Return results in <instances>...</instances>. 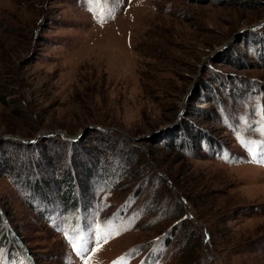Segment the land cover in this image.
Wrapping results in <instances>:
<instances>
[{"label": "rangeland", "instance_id": "1", "mask_svg": "<svg viewBox=\"0 0 264 264\" xmlns=\"http://www.w3.org/2000/svg\"><path fill=\"white\" fill-rule=\"evenodd\" d=\"M56 132L0 264H264V0H0V140Z\"/></svg>", "mask_w": 264, "mask_h": 264}, {"label": "trees", "instance_id": "2", "mask_svg": "<svg viewBox=\"0 0 264 264\" xmlns=\"http://www.w3.org/2000/svg\"><path fill=\"white\" fill-rule=\"evenodd\" d=\"M182 127H183L182 128L183 130L186 129L183 125H182ZM185 131H187L186 135L188 137L189 143L190 142L192 143L194 141V138L191 135L192 134L194 135V133L189 134V132H190L189 129H186ZM105 136L109 137L108 135H105ZM110 137H112V136H110ZM42 140H44L43 141V144H44L45 141H48V142L50 141V143L55 142L56 144H59V145L61 143H63L64 145H66V144L68 145V143L66 141H63V139L61 137L60 138H58V137L57 138H49V139H44L43 138ZM196 140L198 141V144L197 143L196 144L199 146V143H201V141L199 139H196ZM12 141H14V140L0 141V145H7V146H11V147L15 146V148H14L15 151H13V153H12V158L11 157L6 158V165L0 166V178H2V177H8V178H10L13 181L14 185H17V186H19L22 183L24 184V182H20L19 183L20 180L18 181V179L20 178V176L22 174H24L26 172H28L29 174H32V175H34L35 172L42 173L43 170L41 168L43 166L44 167H52V168H55V166H57V165L59 166L60 163L62 164V162H64V160L66 161L67 159H69L68 156H71V155H69V153L67 151L64 152L65 154H63L62 156H59V157H58L57 153H56L55 156H51L50 154L47 155V154H45L43 152V154L41 155L40 158L43 161H45L46 163H40V162L38 163V161H35L34 160L33 154H34L35 151H37L38 146L41 144L39 141L36 142L35 144H26V145H24L25 143H22V142H19V141H14V142H12ZM86 148H88V147L86 145H84V149H86ZM93 148H94L93 151L94 152L98 151L99 154L100 153L101 154H104L106 152V154L104 155V157L107 156V157H105L106 160H107V162L105 161L106 162L105 164H106V166L110 165L109 162H111V156L109 157V155H108V153H110V147H108V145L105 148L99 147L100 150H99V148L97 146H95ZM26 151H29V153H31V155L33 157H30V155L27 154ZM77 154L78 153L75 154L76 157H77ZM86 154H87L86 156H91L92 155L91 153H86ZM123 156L124 155H116V159L118 160V162H120V163L123 162V159H124ZM70 158L72 159V157H70ZM81 159L79 158V163L83 167V172H86L87 170L90 171L91 169L88 166V164L85 163L83 159L82 160ZM76 167L79 168L78 166H76ZM130 168H134V165L131 164V167ZM69 180H70V182H72L74 179H73L72 176H70L69 177ZM42 183H43L42 180H36L35 185H36L37 188L38 187L41 188ZM49 184H50L49 182L46 183L47 186ZM60 185L61 186L63 185L64 187L67 186L64 181ZM0 216H2L1 213H0ZM175 230L176 229L174 228L172 230V233H174ZM3 233L5 234V236L7 238H9V236H10L9 233H7L5 231H3Z\"/></svg>", "mask_w": 264, "mask_h": 264}, {"label": "water", "instance_id": "3", "mask_svg": "<svg viewBox=\"0 0 264 264\" xmlns=\"http://www.w3.org/2000/svg\"><path fill=\"white\" fill-rule=\"evenodd\" d=\"M263 25V24H262ZM89 129H99L101 131H104L103 128L101 127H98V126H90L88 127ZM55 136H60L62 137L64 140H77V138H72V137H68V135L66 133H62V132H56L55 134H52V135H44V134H40L38 135L37 137H35L33 140L31 141H27L23 138H14L12 140L14 141H19V142H22V143H26V144H35L36 142H38V139L40 138H51V137H55ZM11 140V138H10ZM0 141H4V139H1Z\"/></svg>", "mask_w": 264, "mask_h": 264}, {"label": "snow or ice", "instance_id": "4", "mask_svg": "<svg viewBox=\"0 0 264 264\" xmlns=\"http://www.w3.org/2000/svg\"><path fill=\"white\" fill-rule=\"evenodd\" d=\"M117 235L119 234V232L116 233ZM104 242H107V238H105V241ZM96 244H97V250L99 249V245H100V239L99 237H97L96 239Z\"/></svg>", "mask_w": 264, "mask_h": 264}]
</instances>
